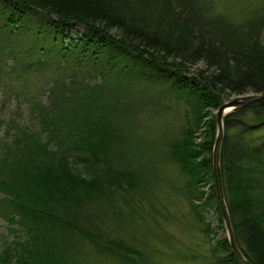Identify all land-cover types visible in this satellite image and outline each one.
I'll return each instance as SVG.
<instances>
[{
  "label": "trees",
  "instance_id": "16d2710c",
  "mask_svg": "<svg viewBox=\"0 0 264 264\" xmlns=\"http://www.w3.org/2000/svg\"><path fill=\"white\" fill-rule=\"evenodd\" d=\"M219 1L218 11L217 0H0V89H10L9 60L23 70L21 77L45 71L56 76L45 89L48 105H38L35 124L27 125L15 143L20 146L9 148L0 161V219L18 226L9 229L14 241L0 246V264H73L70 255L55 251V243H68L72 234L123 264H137L129 259L130 248L87 229L94 210L118 214L115 201L124 190L119 177L137 176L123 152L129 137L118 127L113 135L104 133L113 120L78 114L91 105H81L74 88L88 91L96 75L118 87L117 93L125 85L130 92L151 82L188 103L192 119L171 142L169 155L189 176V198L205 197L199 187L209 177L214 182L216 117L207 123L201 150L193 146L195 134L209 111L231 96L264 94V0ZM80 27L81 38L67 46L70 30ZM64 101L70 104L63 106ZM263 130L264 105L224 118L222 187L238 247L252 264H264ZM78 153H87L85 164L96 167L91 179L71 168ZM211 194L219 209L215 184ZM217 243V264H241L227 239Z\"/></svg>",
  "mask_w": 264,
  "mask_h": 264
},
{
  "label": "rangeland",
  "instance_id": "374dc122",
  "mask_svg": "<svg viewBox=\"0 0 264 264\" xmlns=\"http://www.w3.org/2000/svg\"><path fill=\"white\" fill-rule=\"evenodd\" d=\"M242 1L246 5H252L248 0ZM217 3V7L221 6L219 0ZM220 9L223 8L219 7L218 11ZM70 32L69 39H66L67 46L71 43L69 40L81 38L83 28ZM77 33L80 34L79 37L75 36ZM15 42L18 43L17 40ZM7 64L11 65L12 70L7 78L10 89H0V161H3L9 148L20 146L15 143L23 137L27 125L31 127L35 124L38 107L48 105L45 89L56 78L55 74L48 71L39 75H33L31 72L21 77L24 72L18 66L13 67V60H9ZM95 78L90 82L92 86L88 91L81 92L82 87L74 88L77 93L80 92L74 95L75 99L78 97L76 100L81 105L82 102L91 105L89 109H77L78 114L88 112L89 119L93 121L107 117L113 120L110 130L104 133L113 135L114 128L118 127L121 134L129 137L130 141L125 142L126 148L123 152L128 158L126 160L132 163L137 176L129 180L119 177L124 190L117 193L115 203L119 208L118 214L103 207L98 211L94 210L88 218L91 223L87 225V229L91 230L92 235L99 233L105 241L121 242L120 245L130 248L129 259L137 264H217L213 250L217 247V242L226 239L229 242V234L225 224L222 225L218 219L220 208L218 209L211 194L213 179L208 176L209 180L199 187L206 193L202 200L189 198V176L169 155L171 142L187 127V118L192 119L190 106L181 97L176 96L174 91H167L162 84L145 82L135 85L137 88L130 92V88L125 85L117 93L118 87L111 88L103 83L104 80L98 75ZM260 95L264 94L233 95L224 103L239 97ZM68 101H64L63 106L68 104ZM219 107L209 111L205 125L195 134L196 137L192 140L195 149L201 150L200 145L205 143V134L209 129L207 123L217 116ZM45 136H48L47 133L41 138ZM56 146L58 147V144L51 149L57 158L61 154ZM85 157L87 153H78L75 155L76 161L71 159L68 163L75 173L91 179L96 167L93 169L90 164L86 165ZM194 205H199L197 209L204 218L203 223L197 219ZM209 225L212 233L207 234L205 229ZM10 228L17 229L18 226L0 219V246L5 240L14 241ZM69 237L68 243H55L58 246L55 249L57 256L68 254L73 264H123L108 252H100L101 247L94 246L86 237L78 234ZM62 244L64 248L61 247Z\"/></svg>",
  "mask_w": 264,
  "mask_h": 264
},
{
  "label": "water",
  "instance_id": "95a60500",
  "mask_svg": "<svg viewBox=\"0 0 264 264\" xmlns=\"http://www.w3.org/2000/svg\"><path fill=\"white\" fill-rule=\"evenodd\" d=\"M264 105V95L260 96H245L239 97L231 101L225 102L218 109L216 116V124H217V137L214 144L213 149V177L214 184L216 188V195L219 203V208L221 210L223 222L225 224V229H227L229 234V244L230 248L237 257V260L241 264H252L247 260V258L243 255L241 250L238 247L237 241L235 239V233L233 230L228 206L225 200L223 180H222V170H221V147L224 139V118L230 112L241 111L253 106Z\"/></svg>",
  "mask_w": 264,
  "mask_h": 264
}]
</instances>
